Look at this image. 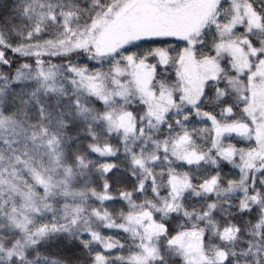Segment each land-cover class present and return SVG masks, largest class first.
Masks as SVG:
<instances>
[{"label":"snow or ice","instance_id":"1","mask_svg":"<svg viewBox=\"0 0 264 264\" xmlns=\"http://www.w3.org/2000/svg\"><path fill=\"white\" fill-rule=\"evenodd\" d=\"M0 7V264H264V0Z\"/></svg>","mask_w":264,"mask_h":264},{"label":"trees","instance_id":"2","mask_svg":"<svg viewBox=\"0 0 264 264\" xmlns=\"http://www.w3.org/2000/svg\"><path fill=\"white\" fill-rule=\"evenodd\" d=\"M4 3H10V0H3ZM5 11L2 7H0V17H2L3 15H5Z\"/></svg>","mask_w":264,"mask_h":264}]
</instances>
